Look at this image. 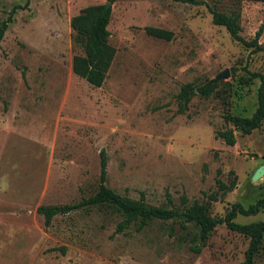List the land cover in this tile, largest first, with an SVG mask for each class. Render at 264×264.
<instances>
[{"label":"rangeland","instance_id":"374dc122","mask_svg":"<svg viewBox=\"0 0 264 264\" xmlns=\"http://www.w3.org/2000/svg\"><path fill=\"white\" fill-rule=\"evenodd\" d=\"M106 0H0V20L19 5L0 40V264H241L247 238L217 224L204 239L198 226L179 218L150 219L114 228L120 215L109 206L61 212L92 195L99 183L150 205L182 210L192 202L221 217L233 202L262 195L264 118L248 134L225 122L249 116L264 76V2L113 0L107 24L115 52L100 86L71 71L81 53L70 18ZM208 7L239 11V34L260 49L231 39L211 22ZM145 26L171 31L156 38ZM208 96L194 90L177 111L176 94L214 78ZM231 128L233 144L215 131ZM234 181L222 191L216 180ZM213 196V197H212ZM184 198V199H183ZM39 205L59 207L47 225ZM234 221H264V209ZM196 246L198 250H194ZM252 264H264V238Z\"/></svg>","mask_w":264,"mask_h":264},{"label":"trees","instance_id":"16d2710c","mask_svg":"<svg viewBox=\"0 0 264 264\" xmlns=\"http://www.w3.org/2000/svg\"><path fill=\"white\" fill-rule=\"evenodd\" d=\"M106 1L109 3L113 2V0ZM172 1L192 5L203 3L201 0ZM246 1L264 2V0ZM27 3L28 0H25L24 5H27ZM18 7L19 5H14L7 12L5 18L0 20V40L7 29L8 23L12 21V15L15 9ZM208 12L210 13L211 22L215 25L223 26L231 39L246 47L261 48L257 42L261 32V26L249 40L244 39L239 34L240 13L238 10L232 9L229 13H224L208 7ZM109 17L110 6L105 7L104 3H100L90 4L80 8L69 21L70 28L73 31V41L81 48V53L74 54L71 58V71L92 86L101 85L115 52L114 47L108 42L109 31L107 24ZM144 31L148 35L161 39H169L172 35L169 30L153 26H145ZM247 75L248 77L245 79L242 77L241 79L244 83L246 80L258 79V86L255 92L256 104L253 112L249 116H239L230 113L223 115L225 122L234 126L235 129L239 128L243 134L250 133L264 118V76L258 72H247ZM216 85L217 82L210 79L196 86L195 90L201 96H208ZM193 92L194 89L191 83L186 82L180 86L176 94L178 112H183L187 108V103ZM215 136L221 138L226 144H233L234 142V135L231 128L217 130L215 131ZM99 155V183L97 190L92 195L82 198L77 202L62 205V213L92 206H109L120 215V219L114 228L115 233L123 232L125 228L129 227L136 220L138 221L137 229H140L150 219L168 220L179 218L182 224L191 222L197 225L198 237L200 239H204L217 224L223 223L227 229L238 232L247 238V245L243 252L241 264H252L264 238V221L239 223L234 221V218L236 215H254L264 209V183L262 185V195L257 197L253 202L247 205H242L240 202H233L224 212L223 216L212 217L205 213L204 205L195 201L182 210H176L174 208L146 204L140 199H131L115 193L104 184L106 159L102 150L99 152ZM215 182L222 191L232 189L235 184L234 181L224 184L218 179ZM36 212L42 215L43 222L47 225L51 217L57 213V207L52 205H39L36 207ZM192 248L195 251L198 250L196 246H192Z\"/></svg>","mask_w":264,"mask_h":264},{"label":"water","instance_id":"95a60500","mask_svg":"<svg viewBox=\"0 0 264 264\" xmlns=\"http://www.w3.org/2000/svg\"><path fill=\"white\" fill-rule=\"evenodd\" d=\"M109 2L108 1H105L104 2V6L105 7H108L109 6ZM227 75V72L224 70V71H222L221 73H219V74H217L214 78H212L211 80L212 81H216V80H218V79H220V78H223V77H225ZM195 90V89H194ZM236 131H240V129L239 128H237L236 129ZM264 173V165H260V166H258L254 171H253V173H252V175H251V179H257L258 177H260V175L261 174H263ZM58 210H60V208L58 207L57 208Z\"/></svg>","mask_w":264,"mask_h":264}]
</instances>
